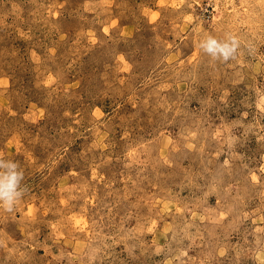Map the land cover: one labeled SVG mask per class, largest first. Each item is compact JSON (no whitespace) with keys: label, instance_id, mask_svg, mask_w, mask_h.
Instances as JSON below:
<instances>
[{"label":"rangeland","instance_id":"obj_1","mask_svg":"<svg viewBox=\"0 0 264 264\" xmlns=\"http://www.w3.org/2000/svg\"><path fill=\"white\" fill-rule=\"evenodd\" d=\"M0 157V264H264V0H0Z\"/></svg>","mask_w":264,"mask_h":264},{"label":"clouds","instance_id":"obj_2","mask_svg":"<svg viewBox=\"0 0 264 264\" xmlns=\"http://www.w3.org/2000/svg\"><path fill=\"white\" fill-rule=\"evenodd\" d=\"M198 47L213 60L228 61L235 57L240 41L234 35H228L223 40L209 35L199 42ZM23 181L24 172L19 163L0 157V209L8 212L13 210L27 191Z\"/></svg>","mask_w":264,"mask_h":264}]
</instances>
